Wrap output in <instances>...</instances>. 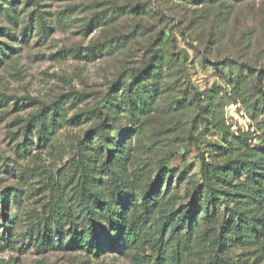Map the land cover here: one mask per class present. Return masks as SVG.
<instances>
[{
	"label": "rangeland",
	"instance_id": "obj_1",
	"mask_svg": "<svg viewBox=\"0 0 264 264\" xmlns=\"http://www.w3.org/2000/svg\"><path fill=\"white\" fill-rule=\"evenodd\" d=\"M94 45L103 48L99 57L74 55ZM0 57V191L17 194L6 208L0 204V234L8 233L3 213L16 222L14 235L0 243V264H156L138 259L136 251H41L35 228L61 199L77 207L73 199L83 165L78 142L100 127L121 142L124 131L136 128L127 140H132L128 176L144 172L156 179L159 163L167 160L176 170L171 194L178 203L189 202L201 178V155L221 164L240 153L231 145L216 149L228 145L207 123L199 102L216 87L236 96L227 76L243 70L246 98H261L264 0H0ZM148 64L163 70L160 80H135ZM130 88L145 93L151 104L139 123L127 111L114 114L111 106L128 101ZM56 101L65 102L69 122L46 145L35 136L26 141L23 127ZM224 114L236 130H264V113L252 118L241 102L225 107ZM92 159L108 179L102 157ZM230 256L236 264H264V239ZM184 258L183 264H203L209 254L195 248Z\"/></svg>",
	"mask_w": 264,
	"mask_h": 264
},
{
	"label": "trees",
	"instance_id": "obj_2",
	"mask_svg": "<svg viewBox=\"0 0 264 264\" xmlns=\"http://www.w3.org/2000/svg\"><path fill=\"white\" fill-rule=\"evenodd\" d=\"M197 1L218 0H189L190 3ZM7 16L15 19L13 14ZM41 18V26L47 31V18ZM91 25L95 27L94 23ZM87 54L99 57L103 48L94 45L86 48V54L82 49L74 52L77 57ZM2 62L0 57V65ZM162 72L148 64L133 78L160 80ZM247 76L244 70L238 74L229 71L227 76L235 93L243 97L241 101L231 92L224 93L221 87L210 89L205 99L198 98L201 111L209 115L207 123L228 145L216 149L226 150L231 145L230 150L240 149L241 152L232 153L233 157L221 164L210 162V156L201 155V178L193 184L189 202L178 203L171 194L176 170L167 160L159 163L156 179L144 172L128 176L126 166L132 155V140H127L136 133V128L124 131L121 142L111 138L105 127H100L78 142L83 165L82 183L73 199L77 207L72 209L64 199L52 205L46 218H39L37 222L36 246L41 251L86 249L95 255L136 251L138 259L147 257V262L156 264H183L184 257L196 248L209 254V260L203 264H236L230 256L232 250L250 248L264 239V130L232 131L224 114L225 107L238 102L252 118L259 112L264 113L262 88L259 89L261 98L255 102L245 96ZM128 93V101H113L111 106L116 107L114 114L127 111L130 119L139 123L140 115L149 113L151 104L145 93L139 95L132 88ZM68 119L64 101L43 105L23 127L24 138L27 141L35 136L40 144L46 145ZM99 156L108 179L94 166L92 157ZM12 195L16 201V193L0 191V204L4 208L12 201ZM2 215L7 217L8 233L0 234V243L14 235L16 223L5 213ZM56 233L58 239L54 237ZM147 250L151 255L141 254Z\"/></svg>",
	"mask_w": 264,
	"mask_h": 264
},
{
	"label": "built area",
	"instance_id": "obj_3",
	"mask_svg": "<svg viewBox=\"0 0 264 264\" xmlns=\"http://www.w3.org/2000/svg\"><path fill=\"white\" fill-rule=\"evenodd\" d=\"M230 106L233 107V106H235V104H231ZM234 127H235L234 125L231 126L232 130L237 131L236 128H234ZM247 130H248V129H247Z\"/></svg>",
	"mask_w": 264,
	"mask_h": 264
}]
</instances>
